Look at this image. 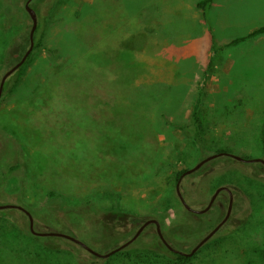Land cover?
Listing matches in <instances>:
<instances>
[{"label": "rangeland", "instance_id": "1", "mask_svg": "<svg viewBox=\"0 0 264 264\" xmlns=\"http://www.w3.org/2000/svg\"><path fill=\"white\" fill-rule=\"evenodd\" d=\"M26 1L0 0V80L30 45ZM33 1L48 20L21 82L0 100V184L10 196L1 191L0 204L22 199L40 212L37 231L101 253L155 218L174 248L190 252L225 217L229 195L193 213L178 173L220 150L264 159V33L248 37L264 25V0H216L208 16L200 0ZM196 103L203 146L186 128ZM227 156L180 183L196 209L220 186L235 192L231 217L192 258L174 260L150 223L102 264H264V166ZM50 191L77 205L90 198L96 210L52 212L44 223ZM27 220L21 209L0 212V264L96 260L64 237L36 238Z\"/></svg>", "mask_w": 264, "mask_h": 264}, {"label": "trees", "instance_id": "2", "mask_svg": "<svg viewBox=\"0 0 264 264\" xmlns=\"http://www.w3.org/2000/svg\"><path fill=\"white\" fill-rule=\"evenodd\" d=\"M216 0H200L197 4L198 8L206 15L208 16V13L210 11V9L213 7L214 3H215ZM32 6L35 8L36 10V5H35V1H33L32 3ZM38 14V13H37ZM47 20H48V17L47 16H39L38 15V27L36 29V33H35V47L33 49V51L40 47L41 45H43L42 43V39L41 37L43 36V27H45L46 23H47ZM261 33H264V25L263 26H260L256 29H254L249 35L248 37H252V36H256L258 34H261ZM246 37H239V38H236L234 39L230 44H237L239 43L240 41L244 40ZM230 44H227L225 46H228ZM220 49V46L218 45V43L216 42L215 38L213 39V55H215ZM32 51V52H33ZM32 52L30 54V56L28 57V59L26 60V62L18 69L16 70L9 78L8 80L5 82V86H4V91H3V95L6 94L7 91H11V89L15 88V86H17L21 80H22V77L24 76V72H25V68L27 66V63L32 55ZM212 55V56H213ZM1 81V80H0ZM205 83H202V86L200 87L201 90L204 89L203 85ZM11 85V86H10ZM186 128L188 129H191L192 131V134H193V138L194 140L201 146H203V141H202V125H201V119H200V114H199V104L196 103L194 105V109H193V112H192V117H191V124L186 126ZM262 140H263V143H264V128L262 129ZM6 145V143H5ZM5 145H3L5 147ZM8 146V145H7ZM6 146V147H7ZM5 147V149H6ZM222 151H225V150H220L219 152H222ZM6 152V150H5ZM230 161H235L237 159L231 157V156H227ZM219 158V157H218ZM221 158V157H220ZM217 160V158H215ZM213 159V160H215ZM259 166H263L262 163H258ZM21 167V163H16L14 165H11L10 168H9V174L13 173L15 170L19 169ZM183 171L185 170H182L178 173L177 175V180L179 181ZM8 178V177H7ZM5 184V183H4ZM4 184L3 182L0 184V192L1 193H5L7 197H10L8 195V193L5 191L4 189ZM48 198H49V208L46 209L47 213L46 215L44 214L43 216V219H42V222H46L47 221V217L49 216V218H56V216L54 214H57L59 212H63L65 213L67 216V214L70 213L69 217H73L74 215H78L79 216V213H81V211H83V214L84 213H93L96 208L92 205V200H89L90 198H87V201L85 204L83 205H77L76 203H70L68 201H64V200H60V196L58 194V192H55V191H50L49 194H48ZM22 201V199H20ZM19 199L16 200L18 203V205H22L24 206L26 209H28L33 217H34V220H35V224L37 223L38 219L40 218V212L39 211H36L35 208L31 205H27V204H23L21 203ZM18 210V208H3V209H0V212L2 214H4L5 216L6 215H9V214H12L14 211ZM45 210V209H44ZM54 214H53V213ZM22 215L24 218H28L27 220V225H29V230H30V233H33L31 228H30V219H29V216L26 212H24L22 210ZM42 218V217H41ZM40 218V219H41ZM29 223V224H28ZM48 226V225H47ZM55 231V230H53ZM34 234V233H33ZM40 235H37L35 236L36 238H39ZM73 236V235H72ZM45 238V236H43ZM42 238V237H41ZM47 240V238H45ZM67 239V238H66ZM70 240V239H69ZM165 244V243H164ZM49 248H53L55 247L53 244H48L47 245ZM166 249L168 250V252H170V254L173 256V259L174 260H177V261H186L190 258H192V255H183V254H180L178 252H175V251H172L171 249H169L168 247H166ZM87 250V249H86ZM90 252V251H89ZM119 252V251H117ZM115 252V253H117ZM90 255L92 257H94L96 260L95 261H92L91 263L89 264H102V258L99 257V256H96L94 255L93 253L90 252ZM147 255V254H145ZM148 256H151L153 257V259L155 257H157L156 253L154 252H151L148 253ZM104 258V257H103ZM152 259V260H153Z\"/></svg>", "mask_w": 264, "mask_h": 264}, {"label": "water", "instance_id": "3", "mask_svg": "<svg viewBox=\"0 0 264 264\" xmlns=\"http://www.w3.org/2000/svg\"><path fill=\"white\" fill-rule=\"evenodd\" d=\"M31 3H32V0H27L26 3H25V8L28 11V13H29V15H30V17L32 19V27H31V30H30V45H29V48L27 49V51L25 52V54L23 55V57L3 74L2 78H1V81H0V100H1V98L3 96L4 86H5V82H6L7 78L9 76H11L16 70H18L26 62V60L28 59V57L30 56L31 52L33 51V49L35 47V33H36V29L38 27V14H37V11L35 10V8L32 6ZM223 155L231 156V157H233V158H235V159H237L239 161H243V162L262 163V165L264 166V159H260V158H255V159L245 158V157H242V156H238V155H234V154L228 153L226 151L217 152V153L211 154V155L203 158L194 167L188 168L185 171H183V173H182V175H181V177H180V179H179V181L177 183L178 195H179L182 203L184 204V206L188 210L193 211L195 213H199V214L205 213L207 210H209V208L211 207L212 203L214 202V200L216 199V197L218 196V194L221 191L227 190L231 194H233L232 193V189L230 187L225 186V185L220 186V187H218L216 189L215 193L213 194V196L210 199L209 204L206 207H204L203 209H195V208L191 207L188 204V202L185 200V198H184V196H183V194L181 192V189H180V183H181L182 179L185 176H187L189 174H192L195 171L199 170L208 161H210V160H212V159H214L216 157L223 156ZM232 201H233V198H232ZM232 201L230 203L228 212H227L226 216L224 217V219L209 234H207L203 239H201L195 245V247L192 248V250L190 252H186V251H182V250L174 248L167 241V239L165 238V236L163 234V231H162V228H161L160 221L158 219H155V218L148 219L147 221H145L141 225V227L139 228L137 233L130 240H128L127 242L123 243L119 247H117V248H115V249H113V250H111V251H109L107 253H101V252L96 251L92 247L88 246V244H86L82 240H80L77 237L72 236L70 234L59 232V231H42V232L37 231L35 229V220H34V217H33L32 213L28 209H26L24 206L16 205V204H0V209H3V208H18V209H21V210H23L24 212H26L28 214L29 219H30V228H31V230H32V232L34 234L40 235V236H59V237H64V238L70 239V240L76 242L77 244L81 245L82 247H84L85 249H87L88 251L93 253L94 255L99 256V257H104V258L109 257L110 255L114 254L115 252L120 251L121 249H123L124 247L129 245L132 241H134L138 237V235L141 233V231L148 224L155 223L156 226H157L158 234L160 235L161 239L163 240V242L165 243V245H167V247L169 249H171L172 251L178 252L180 254L189 255L190 256V255H193L194 253H196L198 251V249L206 241H208L227 222L228 218L230 217L231 211H232Z\"/></svg>", "mask_w": 264, "mask_h": 264}, {"label": "flooded vegetation", "instance_id": "4", "mask_svg": "<svg viewBox=\"0 0 264 264\" xmlns=\"http://www.w3.org/2000/svg\"><path fill=\"white\" fill-rule=\"evenodd\" d=\"M18 61H19V60H18ZM18 61H17V62H18ZM17 62H16V63H17ZM9 77H10V76H9ZM9 77H8V78H9ZM8 78H7V80H8ZM7 80H6V81H7ZM205 164H206V163H205ZM182 180H183V179H182ZM224 191H227V190H224ZM222 192H223V191H221V192L218 194V196L216 197V199H215L214 202L212 203V205H211V207L209 208V210L212 208V206L214 205V203L217 201L218 197H220V194H221ZM227 193H228V195H229V203H228L227 212H228V209H229L230 203H231L232 198H233V201H232V211H231V214H230V217H231L232 212H233L234 203H235V192L232 190V193H233V194H231L229 191H227ZM209 202H210V201H209ZM209 202H208V204H209ZM208 204H207V205H208ZM207 205H206V206H207ZM190 206H191V205H190ZM206 206H205V207H206ZM191 207H192V206H191ZM193 208H194V207H193ZM195 209H196V208H195ZM202 209H203V208H202ZM209 210H207L206 212H208ZM189 211H190V210H189ZM191 212H193V211H191ZM206 212H205V213H206ZM227 212H226V214H227ZM193 213H195V212H193ZM197 214H199V213H197ZM203 214H204V213H203ZM225 216H226V215H225ZM230 217H229V218H230ZM229 218H228V220H229ZM223 219H224V218H223ZM223 219H222V220H223ZM222 220H221V221H222ZM228 220H227V221H228ZM221 221H220V222H221ZM220 222H219V223H220ZM219 223H218V224H219ZM218 224H217V225H218ZM217 225H216V226H217ZM138 230H139V229H138ZM218 231H219V230H218ZM157 232H158V231H157ZM210 232H211V231H210ZM210 232H209V233H210ZM136 233H137V232H136ZM209 233H208V234H209ZM159 236H160V235H159ZM160 238H161V237H160ZM161 240H162V239H161ZM162 241H163V240H162ZM166 246H167V245H166Z\"/></svg>", "mask_w": 264, "mask_h": 264}]
</instances>
